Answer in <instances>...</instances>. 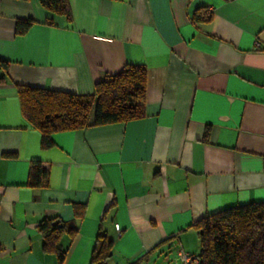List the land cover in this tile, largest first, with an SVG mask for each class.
I'll list each match as a JSON object with an SVG mask.
<instances>
[{"label": "crops", "instance_id": "1", "mask_svg": "<svg viewBox=\"0 0 264 264\" xmlns=\"http://www.w3.org/2000/svg\"><path fill=\"white\" fill-rule=\"evenodd\" d=\"M67 2L69 23L41 0H0V264H58L44 220L66 227L61 264H89L100 228L108 264L198 255L195 222L264 202V0ZM18 20L34 22L23 36ZM130 65L146 71L143 117L53 133L41 148L15 85L88 96ZM33 162L47 173L36 189Z\"/></svg>", "mask_w": 264, "mask_h": 264}, {"label": "trees", "instance_id": "2", "mask_svg": "<svg viewBox=\"0 0 264 264\" xmlns=\"http://www.w3.org/2000/svg\"><path fill=\"white\" fill-rule=\"evenodd\" d=\"M41 7L66 23L72 20L67 0H41ZM201 16L196 10L192 21H201ZM33 24L32 20L16 21L15 35L23 36ZM46 24L52 26V19ZM7 70L8 63L0 60V85L8 83ZM145 82V68L130 65L96 83L92 95L88 96L20 85H15V89L22 114L41 133V148L48 149L53 133L120 124L143 117ZM46 179L47 173L40 163H31L26 186L40 188ZM83 213V207L74 206L76 218H81ZM192 228L199 241L198 264H264V202L222 210L200 219ZM40 229L43 250H54L61 264L65 253L57 243L65 225L44 220ZM67 231L71 237L76 233L75 227H68ZM111 253L112 242L100 228L89 264H108Z\"/></svg>", "mask_w": 264, "mask_h": 264}, {"label": "rangeland", "instance_id": "3", "mask_svg": "<svg viewBox=\"0 0 264 264\" xmlns=\"http://www.w3.org/2000/svg\"><path fill=\"white\" fill-rule=\"evenodd\" d=\"M168 257V260H165V257ZM150 264H180L178 256L173 251H166L163 256H157L154 261L150 262Z\"/></svg>", "mask_w": 264, "mask_h": 264}, {"label": "built area", "instance_id": "4", "mask_svg": "<svg viewBox=\"0 0 264 264\" xmlns=\"http://www.w3.org/2000/svg\"><path fill=\"white\" fill-rule=\"evenodd\" d=\"M114 228L117 232H119L118 225L115 224ZM177 256H178L180 264H198L199 263V258L197 255H189L182 251H179L177 253Z\"/></svg>", "mask_w": 264, "mask_h": 264}]
</instances>
